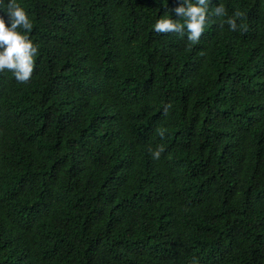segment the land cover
<instances>
[{"label": "trees", "instance_id": "16d2710c", "mask_svg": "<svg viewBox=\"0 0 264 264\" xmlns=\"http://www.w3.org/2000/svg\"><path fill=\"white\" fill-rule=\"evenodd\" d=\"M18 2L38 54L0 72V264H264V0H210L198 42L152 30L180 0Z\"/></svg>", "mask_w": 264, "mask_h": 264}, {"label": "clouds", "instance_id": "9594fccd", "mask_svg": "<svg viewBox=\"0 0 264 264\" xmlns=\"http://www.w3.org/2000/svg\"><path fill=\"white\" fill-rule=\"evenodd\" d=\"M166 5L167 0H161ZM210 0H180L174 8L178 18L174 19L168 12L158 16L152 30L156 33H178L187 35L192 42H198L209 20ZM0 11L6 13L8 20L0 16V72L10 71L16 81L27 83L35 67L38 46L30 39L29 33L33 28L29 14L18 0H0ZM216 17H225L226 8L218 4L212 11ZM228 17L226 22L231 31L237 30V18ZM164 136V130L158 133ZM154 159H158L162 147L149 149Z\"/></svg>", "mask_w": 264, "mask_h": 264}, {"label": "bare ground", "instance_id": "6f19581e", "mask_svg": "<svg viewBox=\"0 0 264 264\" xmlns=\"http://www.w3.org/2000/svg\"><path fill=\"white\" fill-rule=\"evenodd\" d=\"M213 41H214V39H213ZM216 41V40H215ZM220 46V45H219ZM164 49V48H163ZM165 51V50H164ZM196 61V60H195ZM197 65V64H196ZM198 66V65H197ZM197 68V67H196ZM200 70V69H199ZM198 77V76H197ZM198 79V78H197ZM196 81V80H195Z\"/></svg>", "mask_w": 264, "mask_h": 264}]
</instances>
